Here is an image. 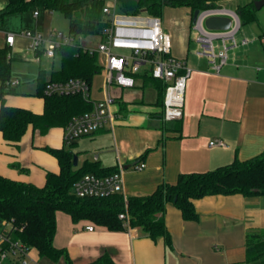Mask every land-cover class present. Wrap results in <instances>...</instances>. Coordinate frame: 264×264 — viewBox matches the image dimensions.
<instances>
[{
	"label": "crops",
	"instance_id": "0c3cea01",
	"mask_svg": "<svg viewBox=\"0 0 264 264\" xmlns=\"http://www.w3.org/2000/svg\"><path fill=\"white\" fill-rule=\"evenodd\" d=\"M255 1L210 0L212 7L229 10L228 5L236 3L235 12ZM7 4L8 1L1 0L0 11ZM166 9L167 19L165 22L160 19L172 37V54L192 69L185 91L183 118L175 122L163 120V107L157 103L158 91L152 82L145 84L143 79L136 89L114 87L113 109L119 114L114 128L82 137L67 148L63 141L65 127L52 128L45 136L29 129L19 146L7 144L0 132V175L43 187L47 172H59L58 161L46 149L65 148L78 156V167L90 162L105 171L123 170L125 197L148 196L162 184L175 185L181 174L206 173L236 160L249 161L261 156L264 153V7L255 8L254 20L241 21L237 38L247 39L249 44L230 50L220 75L212 71L207 59L195 55L191 9ZM29 11L15 13L21 16L16 19L10 15L0 17V50L8 48L13 60L33 54L40 61L44 55L42 48L31 49V41L25 37L30 32L23 31ZM42 11L48 16L52 14ZM40 15L35 10L31 16ZM9 34L15 36L13 45L7 43ZM99 61L103 72L104 58L99 56ZM12 73V80L19 84L14 86L17 94L6 96V104L42 113L44 100L37 94L39 72L33 74L31 82H23V73L16 70ZM90 84L91 99L101 100L102 88V97L95 98ZM148 88H152L151 96ZM123 103L127 107L125 113L120 106ZM177 124L181 127L179 132L173 129ZM213 141H223L224 146H210ZM142 163L145 168L139 170L137 165ZM193 204L196 220H185L176 206H167L165 223L171 246L163 238L153 241L137 228L111 231L90 221L74 223L63 212L57 213L54 244L67 250L73 264H90L104 255L116 264H245L247 234L264 232V198L213 195L194 200ZM88 226L94 230L88 231ZM31 256L32 264H66L64 259L58 263L41 259L36 250ZM0 264L13 263L5 260Z\"/></svg>",
	"mask_w": 264,
	"mask_h": 264
},
{
	"label": "trees",
	"instance_id": "16d2710c",
	"mask_svg": "<svg viewBox=\"0 0 264 264\" xmlns=\"http://www.w3.org/2000/svg\"><path fill=\"white\" fill-rule=\"evenodd\" d=\"M1 1V0H0ZM0 17L25 13L39 8L50 13H60L69 21V33L75 37L101 34L107 21L103 14L105 0H7ZM120 8L127 14L146 11L161 18L167 7H188L192 15L196 10L211 8L210 0H119ZM240 20L247 23L255 19L254 3L239 7ZM53 60L59 67L50 72L40 69L38 96L44 100L42 113L11 107L6 104L7 95L17 94L11 85L12 60L8 48L0 50V132L7 144L19 146L29 129L42 136L52 128L65 127L75 117L92 111L93 103L77 95H45L48 82H66L83 79L92 82L101 73L98 55H91L79 44L63 45L56 49ZM152 82L158 91L157 103L163 107L165 87ZM126 112V104H121ZM167 129V126H165ZM181 130L180 125L173 127ZM59 165V172H47L43 187L14 181L0 175V231L12 241H21L35 249L41 259L58 263L64 259L73 264L68 252L54 244L57 233V213L69 215L74 223L90 221L111 231L123 230L126 226L139 229L153 241L163 238L171 246V237L165 223L167 206L173 204L185 220H196L198 215L193 201L213 195L240 194L246 198H264V153L249 161L236 160L231 165L206 173L181 174L175 185L162 184L148 196L114 194L105 198H80L74 186L86 175L110 176L116 171H105L97 163L87 162L74 166V153L65 148H47ZM126 215L120 219L119 215ZM17 264V263H15ZM90 264H116L108 255ZM245 264H264V232L250 231L247 234Z\"/></svg>",
	"mask_w": 264,
	"mask_h": 264
},
{
	"label": "built area",
	"instance_id": "2783aa9c",
	"mask_svg": "<svg viewBox=\"0 0 264 264\" xmlns=\"http://www.w3.org/2000/svg\"><path fill=\"white\" fill-rule=\"evenodd\" d=\"M103 14L107 25L101 34L96 48L83 47L91 55L104 58L103 98L91 99V84L83 79H70L66 82H49L45 95H77L92 101V111L75 117L64 128L63 141L71 145L76 140L91 136L104 128H114L119 114L113 109L116 97L113 88L136 89L141 81L151 78L164 85L163 120L180 121L184 114V101L187 82L192 69L183 59L172 54V37L167 33L159 17L149 15L146 11L139 14H127L120 8L119 0H105ZM36 15L38 13H35ZM211 17H228L231 26L228 30H208L205 22ZM241 20L235 11L223 7H211L200 10L192 29L197 48L195 55L209 61L212 71L220 75L227 64L230 50L246 46L249 40L237 38ZM25 37L31 41V49L43 53L50 59L55 58V51L63 45L79 44L83 36L75 37L53 30L48 38L40 34L26 32ZM91 37V36H89ZM15 36L9 34L7 43L13 45ZM80 45V44H79ZM19 81H12L16 86ZM210 146H224L223 141H213ZM142 170L145 164H138ZM75 194L80 198H105L124 193L123 170L110 176L99 177L86 175L74 186ZM126 219V215H119ZM133 231L130 226H126ZM93 231V226L87 227ZM32 249L21 241H12L0 231V261L9 260L13 264H30L34 262Z\"/></svg>",
	"mask_w": 264,
	"mask_h": 264
},
{
	"label": "rangeland",
	"instance_id": "374dc122",
	"mask_svg": "<svg viewBox=\"0 0 264 264\" xmlns=\"http://www.w3.org/2000/svg\"><path fill=\"white\" fill-rule=\"evenodd\" d=\"M5 2L7 0H4ZM230 10H235L236 9V3L233 4H229L228 5ZM37 10L38 12L41 13L39 18H32V12ZM169 10L166 9L163 11L162 15H161V19L165 22V20L167 19V12ZM31 13V15L29 14ZM26 16L25 19V28L23 29V31H30L32 33L38 32L41 35H43L44 37H47L49 35L50 30H56L58 32H62L64 34H68L69 33V21L68 19H66L62 14L60 13H53L50 14V16H48L47 14H44L43 11L39 8H32ZM14 17L19 18L21 17L19 14H14V15H10V18ZM100 38L97 36H91V37H86L83 38L82 40H78L79 44L84 46V47H93L96 48L98 43H99ZM31 53H33L31 51ZM54 64V65H53ZM59 60H53L48 58L47 56L42 54L41 60L38 61L35 59V57L30 56L28 58H14L13 60V64H12V71L16 70L18 72H20L22 74V80L23 82H31V78L32 76H34L33 74H37V72H39V69L42 68L44 70H46V81L50 80V72L53 69H57L59 67ZM103 64V63H101ZM13 74V73H12ZM20 77V76H19ZM26 80V81H25ZM92 86H93V97L95 98H101L102 97V93L101 92V88H103L104 86V74L103 72L97 74L92 81ZM115 88H113L114 90ZM147 93L149 94V96L152 95V88H148L147 89ZM47 139V138H46ZM66 148L68 147L67 144H65ZM50 157V156H49ZM33 253H35V250H32ZM7 262H10L9 260H7ZM32 264V263H31Z\"/></svg>",
	"mask_w": 264,
	"mask_h": 264
},
{
	"label": "water",
	"instance_id": "95a60500",
	"mask_svg": "<svg viewBox=\"0 0 264 264\" xmlns=\"http://www.w3.org/2000/svg\"><path fill=\"white\" fill-rule=\"evenodd\" d=\"M254 6L257 10L264 7V0H256ZM200 10H196L193 14V22H195ZM231 26V19L228 17H211L206 20L205 27L208 30H228ZM74 166H78V156L74 155Z\"/></svg>",
	"mask_w": 264,
	"mask_h": 264
}]
</instances>
